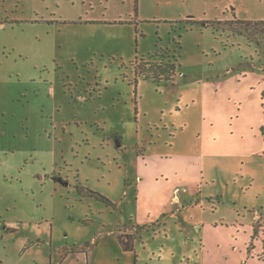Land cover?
I'll return each mask as SVG.
<instances>
[{
    "label": "rangeland",
    "instance_id": "1",
    "mask_svg": "<svg viewBox=\"0 0 264 264\" xmlns=\"http://www.w3.org/2000/svg\"><path fill=\"white\" fill-rule=\"evenodd\" d=\"M236 19L264 0H0V264H264V23H205Z\"/></svg>",
    "mask_w": 264,
    "mask_h": 264
},
{
    "label": "trees",
    "instance_id": "2",
    "mask_svg": "<svg viewBox=\"0 0 264 264\" xmlns=\"http://www.w3.org/2000/svg\"><path fill=\"white\" fill-rule=\"evenodd\" d=\"M234 21L239 22V23H245V24H259V23H264V20H260L258 22H253L252 20H241V19H236V20H215V21H208L205 22L206 24L213 25V26H220V25H225V24H232ZM224 28V27H223ZM147 64V62H146ZM167 67H159L158 65H153V67L147 69L144 67V64L141 65H136L135 69V75L141 76L144 79H158V78H166L170 79L172 74L174 73V68L175 64L174 63H167ZM137 79V78H136ZM98 197L108 203H111V201L102 196L98 195ZM143 227V226H138ZM119 240L123 246L124 251H135L134 246H133V235L131 234H119ZM135 264H137V257L135 258Z\"/></svg>",
    "mask_w": 264,
    "mask_h": 264
}]
</instances>
